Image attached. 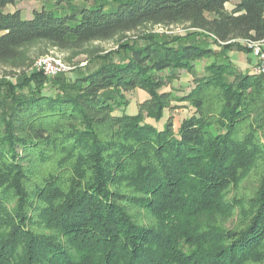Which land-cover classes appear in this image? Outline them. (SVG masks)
Here are the masks:
<instances>
[{
	"label": "trees",
	"instance_id": "1",
	"mask_svg": "<svg viewBox=\"0 0 264 264\" xmlns=\"http://www.w3.org/2000/svg\"><path fill=\"white\" fill-rule=\"evenodd\" d=\"M23 1L0 0V65L33 44L76 50L146 24H189L224 52L264 43V0H85L78 14L4 12ZM196 33L144 35L73 80L33 71L0 84V264L264 263V75L223 52L190 92L165 90L177 72L219 55L195 44ZM137 89L148 95L139 113L116 115ZM174 102L194 110L178 133L172 120L164 130L146 123ZM251 174L253 195L228 200ZM236 209L234 228L218 224Z\"/></svg>",
	"mask_w": 264,
	"mask_h": 264
},
{
	"label": "rangeland",
	"instance_id": "2",
	"mask_svg": "<svg viewBox=\"0 0 264 264\" xmlns=\"http://www.w3.org/2000/svg\"><path fill=\"white\" fill-rule=\"evenodd\" d=\"M239 1L240 0H233L232 3H238ZM19 7L24 12L26 17H30L35 9L41 10L43 7L53 10L57 14L61 15L72 13L78 14L81 9L87 7V2L85 0H25L16 8ZM11 8L12 7L9 6L4 10V12H11ZM228 8H231V5H228ZM191 33L197 34V37L192 39L195 44L204 49H211L219 53V55H213L212 57L195 62V69L191 74L177 72V75L179 76L178 79L175 80L173 84L167 85L164 88L165 90H169L173 87L175 88V93L179 96L190 92L195 86L193 81L194 77L205 74V68L211 63L223 61L222 56L224 53L229 55V61L235 64L240 70L254 73L253 68H255L258 64L259 58L256 57L254 50L247 42H241V44L247 48L246 51H239L235 48L231 51L228 50L224 52L223 47L214 43L212 37L201 34L196 29H193L189 24H177L168 27L146 24L133 32L120 34L108 41L91 42L76 50L61 51L47 43H38L28 46L21 51L20 58L17 61L11 64L0 65V84L6 82L15 85L21 84L25 75L31 74L34 71V64L36 60L43 56H51L60 59L69 68V71L63 75H65L68 79L73 80L77 76V71L79 69L87 68L88 66L93 69L98 67V61L96 60L97 57L104 56L113 50H117L120 45L129 41H138L139 38L144 35L185 36ZM260 45L261 51L264 53V43ZM249 60L254 62V64L251 65ZM45 77L48 80L54 79L47 76ZM125 97L128 104L125 109L116 112V115H122L123 113L136 115L140 111V104L148 99L147 93L139 89L126 92ZM193 114V108L188 106L187 103L174 102L171 104L170 108L166 109L164 117L160 122L147 118L146 123L153 125L158 130H164L166 123L169 120H172L173 129L175 133H178L182 121ZM257 185L258 179L256 175L251 174L249 177L242 180L238 186L232 187L229 190L227 199H245L250 197L256 190ZM239 213L240 209H236L230 218L221 219L218 217L217 222L225 229L234 228L239 219Z\"/></svg>",
	"mask_w": 264,
	"mask_h": 264
},
{
	"label": "built area",
	"instance_id": "3",
	"mask_svg": "<svg viewBox=\"0 0 264 264\" xmlns=\"http://www.w3.org/2000/svg\"><path fill=\"white\" fill-rule=\"evenodd\" d=\"M260 44L261 43H249L256 57L259 58V62L254 68V73L264 75V53L261 51ZM34 71L41 72L49 78H55L60 74L67 73L69 68L60 59L51 56H43L36 60Z\"/></svg>",
	"mask_w": 264,
	"mask_h": 264
},
{
	"label": "crops",
	"instance_id": "4",
	"mask_svg": "<svg viewBox=\"0 0 264 264\" xmlns=\"http://www.w3.org/2000/svg\"><path fill=\"white\" fill-rule=\"evenodd\" d=\"M18 6H19V5H18ZM18 6H17V7H18ZM16 9H21V8H20V7H19V8H13V7L11 8L12 11H14V10H16ZM23 14H24V12H23ZM24 16H25V15H24ZM30 17H31V16H30ZM249 63H250L251 65L254 64V62H252L251 60H249ZM244 69H245V67H244ZM253 70H254V68H253Z\"/></svg>",
	"mask_w": 264,
	"mask_h": 264
}]
</instances>
